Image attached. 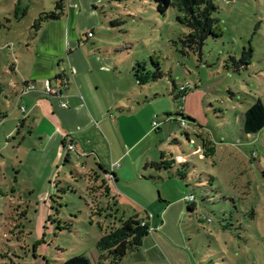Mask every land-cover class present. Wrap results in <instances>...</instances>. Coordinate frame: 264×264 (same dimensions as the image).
<instances>
[{"label": "rangeland", "instance_id": "374dc122", "mask_svg": "<svg viewBox=\"0 0 264 264\" xmlns=\"http://www.w3.org/2000/svg\"><path fill=\"white\" fill-rule=\"evenodd\" d=\"M19 1L25 16L15 15ZM57 1L0 0V38L24 36L34 44L37 25H45L42 14L56 12ZM215 1L222 34L196 51L183 44L189 31L174 8L162 15L150 0H65L79 14L77 31L84 41L92 34L91 48L108 52L129 73L159 65L162 79L144 93L149 99L161 96L141 105L137 98L131 109H140L142 123L154 112L165 125L161 149L167 161L189 163L187 181L165 171L158 178L146 172L136 198L99 212L95 207L109 199L89 191L75 153L66 163L45 151L28 129L20 127L7 139L0 133V264H63L80 256L90 264H264V129L254 135L243 131L245 113L259 100L264 103V0ZM2 62L0 57V82L11 94ZM181 88L188 94L177 100ZM5 93L0 109L10 113ZM164 183L175 187L173 194L184 192L183 213L176 203L162 213L145 207L166 195ZM190 195L198 202L192 214ZM166 213L173 233L168 243L154 239L153 232L131 245L124 258L98 249V241L123 221L135 217L159 224Z\"/></svg>", "mask_w": 264, "mask_h": 264}, {"label": "crops", "instance_id": "0c3cea01", "mask_svg": "<svg viewBox=\"0 0 264 264\" xmlns=\"http://www.w3.org/2000/svg\"><path fill=\"white\" fill-rule=\"evenodd\" d=\"M79 22L78 12L66 7L65 19L41 27L34 44L27 43L24 36L0 38L2 71L10 77L11 93H5L10 113L0 121V133L7 139L20 131V127L28 129L45 151H54L66 163L72 161L75 153L79 173L89 178V191L109 199L106 206L95 207L104 212L111 210L112 205L121 207L123 198H136L146 182L144 173L156 178L163 171L169 174L151 164L164 162L171 170L178 165L175 160L167 161L165 149H161L167 140L165 125L159 122V128L154 129V112L142 123L136 114L140 109L136 112L131 109L137 98L138 105L143 104L141 97H147L145 87H139L127 67L112 60L108 52L91 48L90 37H85V42L77 31ZM18 42L25 47L24 52L17 48ZM48 84L61 89L62 95L48 96ZM30 85L35 89L26 90ZM68 139L75 148L66 160L64 145ZM148 139L150 143L145 144ZM159 150H163L161 154ZM173 188L164 183L161 189H165L166 195L158 199L159 203L154 201L145 207L162 213L176 203L183 213L185 194L180 188L173 194ZM167 213L159 224L143 220L155 229L154 239L166 243L173 234L168 229Z\"/></svg>", "mask_w": 264, "mask_h": 264}, {"label": "trees", "instance_id": "16d2710c", "mask_svg": "<svg viewBox=\"0 0 264 264\" xmlns=\"http://www.w3.org/2000/svg\"><path fill=\"white\" fill-rule=\"evenodd\" d=\"M156 4L157 11L165 15L171 8H174L180 14V22L188 29V33L185 35L183 44L189 46L192 50L201 51L205 42L209 38H219L222 32L219 31L220 21L217 18L219 13V5L215 0H150ZM22 13L26 15L27 10L22 8L20 4H17L15 9V15ZM66 17V2L65 0H58L56 2V12L43 13L41 16L44 24L58 22L64 20ZM41 25H37L36 29L39 30ZM234 63V58L230 59ZM155 71H148L146 67L136 66L132 75L139 87H145L151 82H157L162 79L163 73L158 64ZM6 92V85L0 82V96ZM188 94V89L181 88L180 93L175 95V98L184 100ZM161 95H153L151 99L145 97L143 103H147L150 100H155ZM6 113L0 109V121L3 120ZM264 129V103L259 100L257 103L251 106V108L245 113L243 131L247 135H254ZM70 153H67L66 160H68ZM156 170H166L170 177L176 178L179 181H187V175L185 170L189 168V163H183L174 169H170L171 166L164 162L151 164ZM180 168H184L181 171ZM176 170L177 172H172ZM176 174V175H175ZM193 201H187L188 213L192 214L198 209V202L194 195ZM143 223L145 225L143 226ZM150 225L145 221L138 222L135 217L122 222V226L116 228L111 233L102 237L97 247L101 252H110L116 258H124L127 256L131 245H138L140 239L148 236ZM63 264H90V262L83 256L77 257L71 261H67Z\"/></svg>", "mask_w": 264, "mask_h": 264}, {"label": "built area", "instance_id": "2783aa9c", "mask_svg": "<svg viewBox=\"0 0 264 264\" xmlns=\"http://www.w3.org/2000/svg\"><path fill=\"white\" fill-rule=\"evenodd\" d=\"M88 36L91 37L92 34L90 33ZM33 89H35V86L34 85H30V86H28L26 88V90H28V91L29 90H33ZM60 90L61 89H59V90L58 89H54L50 84H48L47 87H46V93L50 97H56V96L62 95ZM21 109L24 112L26 111L24 107H22ZM181 125L182 126H185L186 125V122L185 121H182L181 122ZM159 126H160V124L157 121V116H155L154 117V122H153V128L154 129H157V128H159ZM74 148L75 147L73 145V141H71V139L66 140L65 145H64V149L66 150V152L67 153H70V152L74 151ZM193 199H194V197L192 195H190V196L187 197V201H190L191 202V201H193ZM144 225H145V223H143V226ZM154 231H155V229L152 226H150L149 227V232L150 233H153Z\"/></svg>", "mask_w": 264, "mask_h": 264}]
</instances>
